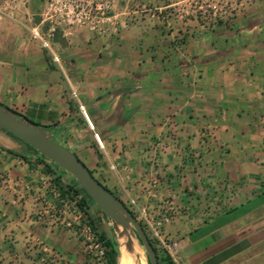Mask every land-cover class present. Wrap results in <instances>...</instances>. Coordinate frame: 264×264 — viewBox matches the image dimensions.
Returning <instances> with one entry per match:
<instances>
[{
	"label": "crops",
	"instance_id": "obj_1",
	"mask_svg": "<svg viewBox=\"0 0 264 264\" xmlns=\"http://www.w3.org/2000/svg\"><path fill=\"white\" fill-rule=\"evenodd\" d=\"M184 1L117 0L118 34L73 28L66 48L53 39L65 84L48 52L6 23L0 103L75 152L124 202L150 213L167 203L165 233L179 242L181 264H222L264 246V0L232 21L181 16ZM37 157L0 128V264H90L65 224L72 214L56 176ZM57 172L61 184L72 179ZM157 176L151 198L146 188ZM96 207L86 209L97 226Z\"/></svg>",
	"mask_w": 264,
	"mask_h": 264
},
{
	"label": "built area",
	"instance_id": "obj_2",
	"mask_svg": "<svg viewBox=\"0 0 264 264\" xmlns=\"http://www.w3.org/2000/svg\"><path fill=\"white\" fill-rule=\"evenodd\" d=\"M33 1L41 4L39 12L30 10V4ZM253 1L185 0L184 5L178 9V13L181 16L193 14L204 19L232 21L237 12ZM116 3L117 0H0V33L6 23L23 26L32 40L40 41L42 48L48 52L51 62L65 74L62 58L54 50L52 32L56 28L63 33L73 28H83L88 30L94 38L116 35L121 26L118 14L114 13ZM69 96L78 102V108L86 118L88 126L94 129L85 105L79 100L78 92L71 88ZM95 137L102 145L98 133H95ZM153 167L156 173L160 171L161 164L158 160H154ZM159 187L160 179L157 176L146 188V193L151 198H158ZM77 200L63 199V209L72 214L71 219L66 220L65 224L75 229L86 246L95 250V258L104 263V246L99 238V232L90 224ZM125 203L142 223L149 238L154 240L159 249L169 255V264H181L177 258L179 242L165 233L166 225L173 218L168 204L162 202L159 204L158 212L150 213L145 207H139L135 199Z\"/></svg>",
	"mask_w": 264,
	"mask_h": 264
},
{
	"label": "water",
	"instance_id": "obj_3",
	"mask_svg": "<svg viewBox=\"0 0 264 264\" xmlns=\"http://www.w3.org/2000/svg\"><path fill=\"white\" fill-rule=\"evenodd\" d=\"M52 34L54 39L63 48H66L67 40L63 31L56 28ZM54 75L61 83H66L61 70H55ZM0 128L17 136L25 144L31 145L39 154L46 157L49 162L59 165L71 178H75L93 199L94 205L107 215L105 217L114 222L116 229H119V225H121L125 232L131 230L147 255V264L148 259L150 264H159L157 250L142 223L127 204L104 185L75 152L56 141L44 128L34 121L16 115L1 104Z\"/></svg>",
	"mask_w": 264,
	"mask_h": 264
},
{
	"label": "trees",
	"instance_id": "obj_4",
	"mask_svg": "<svg viewBox=\"0 0 264 264\" xmlns=\"http://www.w3.org/2000/svg\"><path fill=\"white\" fill-rule=\"evenodd\" d=\"M30 7H31V4H30ZM31 8H32L33 12H39L41 10V5L38 7H31ZM0 104L4 107L10 109L11 111H13L16 115L26 118L25 116H22L19 112L9 108L8 106H6L2 103H0ZM8 133L11 136H13L14 138L20 140L17 136L13 135L12 133H10V132H8ZM26 145L37 154V156H38L37 162L42 163L43 170L46 173L55 174V176H56L55 181L57 183L60 196L64 199H66V198H70L71 200L79 199V200H77L78 205L87 214V217L89 219L90 224L94 227V229H97L93 218L90 216L88 210L86 209V207H88L89 204H95V202L89 196V194L79 185V183L77 182V180L75 178H72L69 182L64 183V184L59 183L61 175L58 174L57 170H63V169H61V167L59 165H57L53 162H49L46 157L39 154V152L36 149H34L31 145H29V144H26ZM8 151L11 153H15L12 150H8ZM22 157H24L26 159L25 156H22ZM100 211L105 216H107L101 209H100ZM99 238L101 239L103 246H104V264H118L119 250H118L117 240L115 238L108 237L104 232H99ZM150 240L152 241L154 247L157 250L159 264H169L170 263L169 255L165 251H162L161 249H159L157 247V245L155 244L154 240H152L151 238H150ZM148 264H150L149 259H148Z\"/></svg>",
	"mask_w": 264,
	"mask_h": 264
},
{
	"label": "rangeland",
	"instance_id": "obj_5",
	"mask_svg": "<svg viewBox=\"0 0 264 264\" xmlns=\"http://www.w3.org/2000/svg\"><path fill=\"white\" fill-rule=\"evenodd\" d=\"M15 24V23H13ZM28 24H30L28 22ZM17 25V24H15ZM20 30L26 31L29 35V32L21 25H17ZM44 29V28H43ZM31 39V37H29ZM32 40V39H31ZM37 44L41 45L40 41L36 40L34 41ZM94 205V204H92ZM97 210L93 212V215H96V223H97V230L98 232H104L108 237L116 238V227L113 221L109 220L105 215L100 211L98 207H96ZM99 214L101 217H98ZM121 227V225H119ZM122 228V227H121ZM149 235V234H148ZM80 239L82 240L84 244V249L87 253V256L89 258L90 264H104L102 261H98L95 257V250H91L88 248L83 241L82 237L79 235ZM143 255L145 262L147 264V255L143 250ZM222 264H264V246L262 247V244L260 245H253L249 248H245L240 250L239 252L235 253L234 255L230 256L227 260H225Z\"/></svg>",
	"mask_w": 264,
	"mask_h": 264
},
{
	"label": "bare ground",
	"instance_id": "obj_6",
	"mask_svg": "<svg viewBox=\"0 0 264 264\" xmlns=\"http://www.w3.org/2000/svg\"><path fill=\"white\" fill-rule=\"evenodd\" d=\"M118 242V264H146L143 249L135 235L128 230L125 232L121 227L116 231Z\"/></svg>",
	"mask_w": 264,
	"mask_h": 264
}]
</instances>
